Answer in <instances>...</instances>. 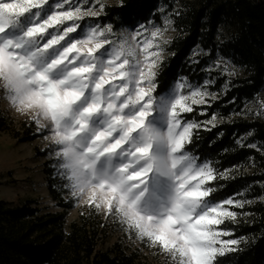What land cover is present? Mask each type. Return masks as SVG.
Returning <instances> with one entry per match:
<instances>
[{"label": "snow or ice", "instance_id": "snow-or-ice-1", "mask_svg": "<svg viewBox=\"0 0 264 264\" xmlns=\"http://www.w3.org/2000/svg\"><path fill=\"white\" fill-rule=\"evenodd\" d=\"M93 6L101 11L94 12ZM105 7L103 0H0V80L4 81L0 90L14 105L37 109L33 122L53 137L59 174L74 198L85 188H93L87 204L98 209V190L107 214L171 255L176 264H218L217 258L234 251L231 246L239 243L222 240L231 233L219 226L235 220L237 212L232 208L242 209L252 201L233 197L214 202L212 184L227 173L189 150L202 125L187 120L186 114L196 111V106L207 114V98L215 100L208 91L214 81L205 80L202 85L178 82L162 98L167 124L161 132L150 123L154 103L142 85L156 81L168 43L163 39L166 28L140 25L133 33L117 34L113 27L82 26L86 17L99 18ZM85 11L89 14L80 15ZM97 33L108 38L107 44L100 45V51L81 53L77 41ZM35 41L39 44L32 47ZM121 42L134 43L135 54L143 56L135 65L140 77L134 82L139 85L134 89L135 107L122 90L114 104L90 99L93 66L76 59L80 55L107 57V50L113 45L120 48ZM54 49L56 55L41 62V54ZM125 59L121 55L116 63L123 68ZM123 82V77H117L104 87L116 83L119 90ZM102 113L107 120L103 127L94 128V119ZM41 119L47 125H41ZM248 147L256 149L257 145ZM102 161L105 167L100 169ZM161 178L166 182L163 185Z\"/></svg>", "mask_w": 264, "mask_h": 264}, {"label": "trees", "instance_id": "trees-1", "mask_svg": "<svg viewBox=\"0 0 264 264\" xmlns=\"http://www.w3.org/2000/svg\"><path fill=\"white\" fill-rule=\"evenodd\" d=\"M157 1L121 0L106 5L95 20L123 25L146 22L158 15ZM175 1L180 2L174 15L178 32L157 69L155 94L163 93L182 77L197 83L207 77L214 81L210 88L218 94L215 100L207 98V114L201 113V106L186 114L187 120L202 125L194 133L189 150L201 161H211L216 169L227 173L212 184L216 189L214 202L229 197L255 199L242 209L234 208L238 212L235 220H226L219 226L231 233L227 237L239 243L217 261L264 264V200L256 199L264 193V121L244 115L247 101L264 84V0ZM226 21L232 23L233 33L220 45L217 34ZM197 45L208 54L190 62V51ZM218 51L239 60L244 73L228 78L218 71L205 70L207 59ZM5 121L0 112V129H5ZM21 127V132L14 133L21 141L37 136L33 121L23 120ZM251 144L257 148H249ZM48 189L61 210H48L33 198L16 204L0 198V264H149L144 253L147 246L140 249L127 245L124 224L116 216L85 204L67 224L69 203L57 192L52 179ZM117 231V239L106 246Z\"/></svg>", "mask_w": 264, "mask_h": 264}, {"label": "rangeland", "instance_id": "rangeland-1", "mask_svg": "<svg viewBox=\"0 0 264 264\" xmlns=\"http://www.w3.org/2000/svg\"><path fill=\"white\" fill-rule=\"evenodd\" d=\"M120 1L121 0H103V3L105 5H114L118 4ZM179 3V1L175 0H170L167 2L164 0H158L156 2V12L158 15L149 18L146 22L136 21L131 25H123L119 22L116 24H100L95 20L96 17H86L80 23L85 27L96 24L101 26L110 24L112 25L114 32L117 34L125 31L133 33L140 27V25L148 26L151 24L161 29L166 28V30L163 32V39L167 40L168 43L164 46L162 53V57L164 58L168 53L167 45L178 32L174 25V15L178 11ZM92 10L97 12L101 11L99 7L95 6L92 7ZM166 19L170 21V23L167 25H165ZM150 30H155V28H151ZM232 33V23L229 21L224 22L217 34V40L219 44L222 45L227 42V40L231 38ZM10 34H14L12 30H10ZM38 44L39 41H35L32 47H35ZM57 51L58 50L56 49L52 50L53 53H56ZM207 54V50L197 45L191 49L189 60L190 62H195L199 59V56H205ZM51 58L52 57L49 56L48 60ZM40 59L41 62H45L43 57ZM218 63L219 67L216 66ZM225 64H227L226 71ZM204 68L205 70L211 69L218 71L220 74L225 75L228 78L242 75L245 71L242 63L239 60L234 59L232 56L225 55L220 51L216 52L215 55L210 56L207 59V63L204 65ZM185 80L191 85H202L205 80L212 79L207 77L202 83H197L190 82L186 78L182 77L173 81L163 93L167 92L168 95H170L173 86L178 82L183 83ZM210 86H208V91L216 97L218 92L216 90H212ZM9 102L10 100L7 98L6 93L3 90H0V112L6 118L5 129H0V198H3L14 204L22 202L27 198H33L39 203V205L45 207L48 210H61V206L58 205L57 200L52 197L48 189L49 179H52L53 186L56 188L57 192H59L61 197L69 203V208L66 214V223L68 224L71 220L77 217L79 209L85 204L80 202V197H73L72 191L67 187L68 182L62 177V175L59 174L58 160L55 156L57 148L53 146L52 142L48 140V137L51 136L49 132L41 131L38 128V125L34 123L35 132L37 134L35 138L21 141L19 137L14 135L16 131H22L21 122L23 120L33 121V118L27 114H20L14 111L13 108L9 107ZM244 115L258 117L264 121V84L253 96V98L247 101ZM102 119V114L99 117H96L93 121V127H103V124L101 123ZM104 167L105 162L102 161L99 165V168L103 169ZM164 183L166 182L163 180V178H161V185ZM237 199L251 201L255 200L253 198L246 197ZM256 199L264 200V193ZM231 210L237 212V210L234 208ZM103 212L106 213L105 208ZM112 216L115 217L114 215ZM123 226L126 230V233L123 235V239L126 240L127 245L138 247L140 249H144V246H147V248L144 249V253L146 254L145 258L149 264H176V261L171 255L164 252L158 246L152 245L147 239L138 238L134 231L128 229L125 224ZM220 230L227 231L223 228H220ZM119 234L120 233L118 231L114 232L109 241L106 243V246L116 240ZM221 239L225 241L236 240L235 238L227 236H223Z\"/></svg>", "mask_w": 264, "mask_h": 264}, {"label": "clouds", "instance_id": "clouds-1", "mask_svg": "<svg viewBox=\"0 0 264 264\" xmlns=\"http://www.w3.org/2000/svg\"><path fill=\"white\" fill-rule=\"evenodd\" d=\"M98 13L97 11H94ZM89 12H81L80 15L86 16ZM112 25H106L105 28H111ZM108 38L101 37L99 33L95 37L89 38L85 36L81 38L77 43L79 44V48L81 53H88L89 50L100 51L99 46L107 44ZM107 57L96 56L95 58H90L87 55H80L77 56L81 63L87 60L92 66L93 70L89 72V84L92 86L90 99H92L96 103H109L114 104L117 99L120 98V90L127 93L126 99H129L131 105L135 107L136 103V93L135 87L139 86L134 82L139 80V70L136 68V64L139 63L140 60L143 59L142 55L135 54V44L132 42H121V47L116 48L115 45L111 49H108ZM56 55L52 51L45 52L41 54V57L45 59V62L48 61V57L51 56L52 58ZM121 55L125 56V64L126 66L121 68L120 64H117L116 61L119 59ZM131 56L132 59H128ZM67 67V66H65ZM159 66H157V69ZM117 77H123L124 82L119 85V90L117 88L116 83L109 84L108 87H104L105 84H108L109 81H115ZM4 85V81L0 80V87ZM176 84L173 86V88ZM144 89L149 90L150 99L154 103V113L155 115L150 118V123L153 124L156 128H158L161 132L166 130L167 124V111L165 109L164 99L168 97V93H160L159 95L152 93L157 92V83L156 82H149L147 84L142 85ZM164 98V99H162ZM9 107L13 108L14 111L20 114H27L34 118L37 109L35 108H23L20 105H14L13 103L9 102ZM103 115V119L101 123L104 124L107 120V117ZM41 125H47L48 121L41 119ZM98 129V128H97ZM48 140L52 142L53 137L49 136ZM93 188H85L80 194V202L82 204L88 203V198L93 192ZM79 191V190H78ZM101 193L97 190V201L101 203V206L98 208V211H104V205L101 201Z\"/></svg>", "mask_w": 264, "mask_h": 264}]
</instances>
